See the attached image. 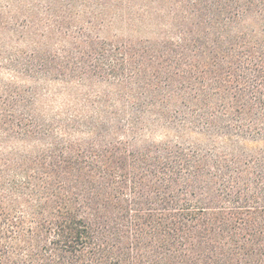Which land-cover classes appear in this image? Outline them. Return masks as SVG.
Returning a JSON list of instances; mask_svg holds the SVG:
<instances>
[{"label": "trees", "instance_id": "trees-1", "mask_svg": "<svg viewBox=\"0 0 264 264\" xmlns=\"http://www.w3.org/2000/svg\"><path fill=\"white\" fill-rule=\"evenodd\" d=\"M0 264H264V0H0Z\"/></svg>", "mask_w": 264, "mask_h": 264}]
</instances>
